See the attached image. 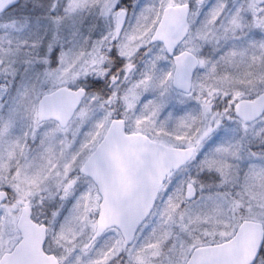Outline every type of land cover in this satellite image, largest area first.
Here are the masks:
<instances>
[{"label":"snow or ice","instance_id":"obj_1","mask_svg":"<svg viewBox=\"0 0 264 264\" xmlns=\"http://www.w3.org/2000/svg\"><path fill=\"white\" fill-rule=\"evenodd\" d=\"M0 264H264V0H0Z\"/></svg>","mask_w":264,"mask_h":264}]
</instances>
